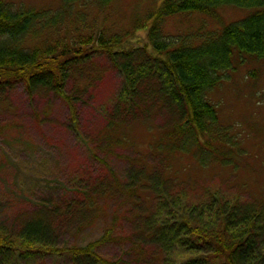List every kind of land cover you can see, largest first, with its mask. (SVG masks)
Segmentation results:
<instances>
[{"label":"trees","instance_id":"obj_1","mask_svg":"<svg viewBox=\"0 0 264 264\" xmlns=\"http://www.w3.org/2000/svg\"><path fill=\"white\" fill-rule=\"evenodd\" d=\"M114 1L61 0L53 9L0 0V99L8 85L22 82L34 94L57 95L69 106L72 122L78 123L77 102L92 93L109 68L116 69L123 82L112 105L101 110L109 130L98 149L124 147L131 139V125L154 122L148 125L154 135L147 156L155 160L144 163L142 175L126 189L135 197L140 190H151L158 198L162 211L142 225L162 247L158 246L155 264H264V200L255 199L241 186L234 191L221 185L212 190L210 185L166 182L165 176V166L177 159L193 161L204 172L214 164L234 165L240 150L237 137L220 122L210 91L238 63L248 57L264 58V0H165L148 14L149 24L132 27L134 33L147 32L148 42L139 46H130L131 30L124 34L90 25L91 15L106 12ZM228 5L250 11L202 36L170 35L164 28L168 18L180 13L216 16L219 8ZM117 126L122 130L113 136ZM217 168L221 173L233 167ZM101 187L84 189L85 203L92 207L88 211L96 212V204L109 203L114 190H120L114 185ZM195 194L199 198L191 200ZM64 203L45 213L54 199H43L37 215L23 221L19 231L14 226L0 227V264L34 249L58 246L63 239L54 234L52 222L68 215ZM97 246L68 249L80 264H98ZM176 246L189 251L180 256Z\"/></svg>","mask_w":264,"mask_h":264},{"label":"rangeland","instance_id":"obj_2","mask_svg":"<svg viewBox=\"0 0 264 264\" xmlns=\"http://www.w3.org/2000/svg\"><path fill=\"white\" fill-rule=\"evenodd\" d=\"M17 1L53 9L61 3V0ZM164 1L115 0L106 12L91 15L90 25L124 34L131 30L130 46H139L148 42L147 32L140 29L134 33L132 27L136 23L149 24L148 14ZM247 8L223 6L216 16L183 12L168 18L164 28L170 35L202 36L244 18L250 11ZM105 64L102 60V66ZM225 78L210 91V99L217 105L220 122L237 137L236 147L240 150L234 154V165L214 164L210 171L204 172L188 159L171 160L172 167L165 166L166 182L210 185L212 190L220 185L231 190L241 186L255 199L264 200V58L248 57ZM122 82L119 72L109 68L91 89L92 93L77 102L78 123L72 122L66 102L53 93L34 94L22 82L5 88L0 99V227L9 230L14 226L13 230L19 231L23 221L37 215L38 203L43 199H54L45 213L64 201L65 211L68 208L69 211L58 223L52 222L54 234L63 239L57 242L58 246L41 247L22 256L15 253L18 257L4 264H80L68 248H84L94 243H98L94 252L100 259L98 264H155L160 244L142 225L162 211L158 198L151 190H140L139 197H135L126 189L134 185L138 174L142 175L144 163L155 160L147 156L154 135L148 125L154 122L146 120L148 123L144 125L140 122L131 125V139L126 140L124 147L98 149L109 130L101 110L112 105ZM72 86L68 87L70 91ZM121 130L117 126L112 135ZM129 160L138 161L139 165ZM176 163L180 168H175ZM188 163L191 165L185 168ZM217 167L233 168L218 173L222 169ZM101 185L118 186L120 190H114L115 197L109 203L96 204L93 208L96 212L88 211L92 207L85 203L83 191L90 187L101 189ZM198 198L199 194L190 196L191 200ZM174 249L180 256L189 251L182 246Z\"/></svg>","mask_w":264,"mask_h":264}]
</instances>
